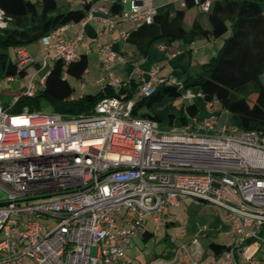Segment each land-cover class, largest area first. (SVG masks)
<instances>
[{"label": "built area", "instance_id": "2783aa9c", "mask_svg": "<svg viewBox=\"0 0 264 264\" xmlns=\"http://www.w3.org/2000/svg\"><path fill=\"white\" fill-rule=\"evenodd\" d=\"M118 3L114 12L97 7L107 14L102 19L109 28L124 21L151 23L156 14L153 0ZM210 6L204 0L199 8L205 13ZM3 15L0 9V26ZM65 25L41 38V68L49 58L66 64L78 58L83 32L66 39ZM128 35L119 31L124 41ZM99 50L102 76L96 84L118 93L128 81L109 68L123 57L109 45L99 44ZM15 56L17 68L37 61L25 46ZM41 68L7 105L0 93V264H126L130 239L146 230L148 217L157 224L164 208L178 206L185 196L223 210L228 247L214 264H264L258 257L264 245V135L215 125L213 117L165 128L132 116L136 100L157 84L182 86L174 75L152 71L134 96H105L89 114L64 117L26 106L13 111L20 95L33 96L44 86L46 74L35 77ZM194 95L187 89L182 96ZM33 199L40 201L23 203ZM124 209L130 216L123 217ZM40 218L56 223L46 226ZM209 229L199 224L201 234ZM185 250L180 245L175 257Z\"/></svg>", "mask_w": 264, "mask_h": 264}, {"label": "trees", "instance_id": "16d2710c", "mask_svg": "<svg viewBox=\"0 0 264 264\" xmlns=\"http://www.w3.org/2000/svg\"><path fill=\"white\" fill-rule=\"evenodd\" d=\"M204 0H183V7L171 10L169 7L156 13L151 23H143L129 30L127 41L135 46L139 56H147L150 49L159 42L171 44L187 35L199 37H223L219 51L196 71L175 72L182 86L160 83L149 96L138 98L131 114L134 117L154 120L163 125L161 114L156 106L166 98L182 96L187 89L199 92L205 102L217 103L220 109L235 115L241 132H258L264 135V0H214L205 12L210 28L200 22L195 15L189 27L185 26V15L199 7ZM117 1L110 4L111 11H118ZM5 25L0 26V70L7 76H24L26 66L17 68L11 60L9 49L14 53L19 46H27L58 26L79 22L87 16L90 3L82 7L58 10L57 0H0ZM30 65V64H29ZM88 67L86 55L78 56L75 61L64 63L57 59L46 73L44 86L33 96L19 97L13 111L23 107L39 110L50 106L62 116L89 114L100 99L110 95L124 94L131 98L137 90L133 81L113 93L109 87L103 91L84 93L70 99L74 88L69 77L82 80ZM65 74V76H63ZM198 107L194 103L185 106L178 118V124L188 123L196 117ZM175 115L170 113L168 123L173 124ZM179 206V205H178ZM168 226L167 220H165ZM172 223V222H171ZM153 232L146 229L140 238L147 242ZM209 249L218 259L225 252L228 243L210 242Z\"/></svg>", "mask_w": 264, "mask_h": 264}, {"label": "rangeland", "instance_id": "374dc122", "mask_svg": "<svg viewBox=\"0 0 264 264\" xmlns=\"http://www.w3.org/2000/svg\"><path fill=\"white\" fill-rule=\"evenodd\" d=\"M71 8H74V5H72ZM218 41L222 43L223 37L218 38ZM37 42L38 41L28 44V49L36 52L39 49V44ZM218 51L219 50L216 51L215 55ZM9 53L11 60L16 61L13 49H9ZM38 54H40V52ZM92 60V55H90L89 67H93L92 65L94 62ZM53 62L52 59H49V64L44 68H41L40 62L30 64L25 69V76L19 77V75H16L13 77V81L7 79L4 75H0L2 102L6 103V105L10 103L14 95L19 94L20 90L25 89L30 75L34 73L36 69L41 68L39 73L35 76L38 79L39 76L47 73ZM189 66L190 64L188 63L187 67L189 68ZM191 66L192 68L196 67L195 65ZM168 73L169 71H166L164 74ZM96 76L97 75H94V70L84 75L82 81L85 83L86 93L95 94L97 92L98 88L92 84L95 82ZM68 80L75 90V95H80L81 87L78 80L73 77H69ZM190 102V99H184L182 96L167 98L161 102L156 111L164 115L173 113L176 118H179L181 108ZM209 107V105L207 106V104H205L199 111V117H204L205 115L209 116L212 112L215 114L221 112L217 103L213 105V111H211ZM39 111L54 112L50 106L41 108ZM226 118H229V120L226 121ZM221 120L227 122L228 125L241 132L238 128V119L235 115H230L228 117V113L222 111ZM161 126L167 127L165 125ZM4 198L5 193L0 190V200ZM38 201H40V199L26 200L23 203L29 204ZM163 211V218L157 224H153L149 217L147 219L148 224L146 229L154 233L151 239L147 242H144L140 237H132V239H130V245L126 248L124 253L126 264H214L221 258L215 259L212 251L208 247L210 242L228 243V237L224 233L225 225L222 223L223 210L220 209V207L208 205L196 198L185 196L180 197L179 206H166ZM122 215L123 217H128L130 216V212L124 209L122 210ZM39 220L46 226H53L56 223L52 218H40ZM165 220L170 223L168 226ZM200 223H206L210 228L206 236L200 233ZM182 244L186 246V250L175 257L176 249ZM258 257L262 260V263H264V245H262ZM24 259L25 258H22L23 262Z\"/></svg>", "mask_w": 264, "mask_h": 264}, {"label": "crops", "instance_id": "0c3cea01", "mask_svg": "<svg viewBox=\"0 0 264 264\" xmlns=\"http://www.w3.org/2000/svg\"><path fill=\"white\" fill-rule=\"evenodd\" d=\"M114 1L117 0H57L59 11L80 8L82 7L83 3H90V9L84 19L79 22H72L65 25L66 27L64 30V37L66 39H73L76 36L75 33L82 30V39L78 42V45L76 47L78 56L84 54L88 59V67L83 73L82 79L85 74H89L90 72H92V70H94V75L97 76L95 82L92 84L98 88L97 92L106 89H100V86L96 84L97 79L102 76L101 68L103 57L99 50V44L109 45L112 50L119 53L123 57V61L116 60L111 63V66L109 68V72L111 73V75L117 76L122 80L128 81L127 85L133 81L137 84V90L141 80L144 77L147 78V72L152 71L157 77H168L170 75H174L175 72H184L185 70L191 72L196 71L202 63L206 62L210 57H213L216 51L219 50L220 46L222 45V43L218 41V38L199 36L193 37L191 35H187L183 39L174 41L171 44H166L163 42L156 43L154 45L155 47L153 46V48L150 49L149 54L147 56H139L135 46L130 44L127 40L124 41L119 38V31L121 29H125L129 32V30L135 28L136 25L124 21L118 22L113 28H109L105 26L103 22L102 18H104L107 14L104 11L98 9L97 7L101 5L109 8L110 4H112ZM210 1L211 3L214 2V0ZM72 5H74V8H71ZM153 5L156 8V13H161L169 7L171 8V10L182 8L183 0H153ZM196 14L200 15L199 18L201 24L205 28H210L205 13L201 12L199 7H196L195 9L190 10L186 13L185 26H190ZM94 38L96 40H93ZM37 43L39 44V49L36 52L31 51L30 49H28V46H25L26 49L37 59L34 64L41 62L44 54L42 41L39 40ZM39 52L40 54H38ZM90 55H92L93 58V67H89ZM49 59L47 60V65L49 64ZM188 63L190 64L189 68L187 67ZM191 65H195L196 67L192 68ZM166 71H169V73L164 74ZM83 84L84 87L83 90L81 89L80 95L76 96L75 90L73 91L72 96L74 98L80 97L84 93H86L85 83L83 82ZM136 92L134 93V95L136 94ZM194 93L195 95L193 97L187 98L191 100L190 103H194L198 107L199 111L200 109H202V107L205 106V104H207V106H210V110L213 111L214 104L211 106L210 103H206L203 98L199 94H197L198 92L194 91ZM121 95L124 96L125 93ZM183 98L186 99V97ZM160 104L161 103L156 106V109ZM185 106L181 108V111L185 108ZM199 111L196 117H190L188 123L192 122L193 120L202 121L205 118L213 117V122L215 123V125H221L222 123L227 124V122H223L221 120L222 111L225 110L220 109L221 112H218L216 114L212 112L211 114H209V116L205 115L204 117H199ZM169 115L170 113H167L166 115L161 114L163 119V125H167ZM229 116L230 114L228 113V117ZM225 120L228 121L229 118H226ZM177 124L178 118L174 117L172 125Z\"/></svg>", "mask_w": 264, "mask_h": 264}, {"label": "water", "instance_id": "95a60500", "mask_svg": "<svg viewBox=\"0 0 264 264\" xmlns=\"http://www.w3.org/2000/svg\"><path fill=\"white\" fill-rule=\"evenodd\" d=\"M198 200H201V199H198ZM3 204L2 202H0V205Z\"/></svg>", "mask_w": 264, "mask_h": 264}]
</instances>
